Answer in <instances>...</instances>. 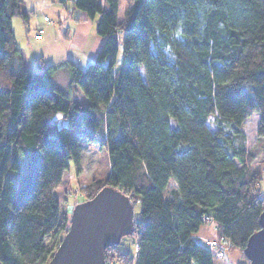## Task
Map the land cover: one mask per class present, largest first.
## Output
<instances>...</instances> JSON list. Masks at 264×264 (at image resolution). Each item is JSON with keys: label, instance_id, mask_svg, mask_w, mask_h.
Wrapping results in <instances>:
<instances>
[{"label": "trees", "instance_id": "obj_1", "mask_svg": "<svg viewBox=\"0 0 264 264\" xmlns=\"http://www.w3.org/2000/svg\"><path fill=\"white\" fill-rule=\"evenodd\" d=\"M70 1L99 15L95 59L31 71L11 28L27 12L0 0V264L52 258L69 225L54 191L69 161L80 172L81 136L110 168L80 186L84 200L109 186L139 206L133 254L107 247L105 264H214L194 238L206 225L242 252L264 208L251 170L261 149L264 161V0H130L121 20L120 0ZM61 72L71 93L54 84ZM254 112L257 148L243 131ZM57 114L67 124L50 135Z\"/></svg>", "mask_w": 264, "mask_h": 264}, {"label": "rangeland", "instance_id": "obj_2", "mask_svg": "<svg viewBox=\"0 0 264 264\" xmlns=\"http://www.w3.org/2000/svg\"><path fill=\"white\" fill-rule=\"evenodd\" d=\"M103 3V1H102ZM130 0H120L118 19L121 20L123 12L130 6ZM104 6V3H103ZM21 11L27 12L28 20L26 23L19 16L11 18V28L14 34L15 43L21 49L24 57V67L31 71H42L49 65L60 63L64 60H71L82 70L95 59L98 49L102 43V38L97 34L96 27L99 15L89 17L85 12L75 9L70 0L62 3L60 0H19ZM47 17L50 23L43 21ZM42 27L44 32L41 39H35L34 34L37 29ZM121 58V46L117 60ZM54 84L65 92L71 93L68 85V77L65 72L54 76ZM71 98L78 102H85L83 96L78 92H72ZM212 120V117H210ZM212 124V122L210 121ZM258 123V113L254 112L246 120L244 132L247 135L248 146L257 148L262 143L263 138L256 140L255 132ZM67 124V120L62 114H57L46 127L50 135ZM80 143L83 147L80 172L75 173V167L72 161H69V169L62 176L60 185L56 188L57 196L62 199L66 196L67 210L70 217L73 206L76 203L84 201L80 186L86 185L94 180H104L109 173L108 156L104 145L99 141L89 143L84 136L80 137ZM255 172H263L264 168L258 164ZM70 173V174H69ZM71 173L75 177H71ZM14 176V183L17 184L19 173L11 171L9 175ZM264 185V176L260 181V186ZM172 186V183L170 184ZM264 189V186H263ZM134 220L139 217V206L135 204L133 208ZM198 233L217 236L214 225H206L199 229ZM203 242V241H201ZM135 243L134 234L121 238L117 248L125 253L133 254ZM224 259L225 264H247V260L242 252L237 248L227 250ZM221 261H214V264H223ZM110 264H119L110 261Z\"/></svg>", "mask_w": 264, "mask_h": 264}, {"label": "water", "instance_id": "obj_3", "mask_svg": "<svg viewBox=\"0 0 264 264\" xmlns=\"http://www.w3.org/2000/svg\"><path fill=\"white\" fill-rule=\"evenodd\" d=\"M133 208L127 194L109 186L76 203L67 231L47 264H105L104 250L134 233ZM258 222L259 229L242 249L247 264H264V208Z\"/></svg>", "mask_w": 264, "mask_h": 264}, {"label": "built area", "instance_id": "obj_4", "mask_svg": "<svg viewBox=\"0 0 264 264\" xmlns=\"http://www.w3.org/2000/svg\"><path fill=\"white\" fill-rule=\"evenodd\" d=\"M42 19L44 22L50 23L47 17L44 16ZM43 32H44L43 28L39 27L37 29V32L34 34V38L41 39ZM203 243L212 251L213 257L215 258L216 261L223 260L227 250L230 247L228 242L219 241L216 238L205 239Z\"/></svg>", "mask_w": 264, "mask_h": 264}, {"label": "crops", "instance_id": "obj_5", "mask_svg": "<svg viewBox=\"0 0 264 264\" xmlns=\"http://www.w3.org/2000/svg\"><path fill=\"white\" fill-rule=\"evenodd\" d=\"M245 126V125H244ZM244 126H243V129H244ZM244 131V130H243ZM245 133V132H244ZM246 134V133H245ZM246 140H247V146H248V139H247V135H246ZM250 147H252V145L250 144L249 145ZM262 153H263V150L261 149L260 150V152L257 154V156H256V158H255V160L252 162V164H251V170L253 171V172H255L257 169H258V164H260L261 165V168H264V161H263V159H262ZM65 174V173H64ZM63 174V175H64ZM70 174V173H69ZM72 175H71V177H75V174H73V173H71ZM263 176H264V174H263ZM264 186V185H263ZM263 186L261 185H259V189H260V195H261V197H263L264 198V189H263ZM57 188V187H56ZM57 190L55 189V195H56V197L58 198V199H60L58 196H57V192H56ZM67 206H68V204H67ZM199 232V231H198ZM197 232V234H195L194 235V238L195 239H197V240H199V241H204L205 239H212V238H214V236H213V234H211V235H207V234H203V233H198ZM225 259H224V262H223V264H225Z\"/></svg>", "mask_w": 264, "mask_h": 264}]
</instances>
